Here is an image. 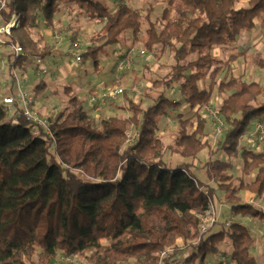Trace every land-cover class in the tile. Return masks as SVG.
Listing matches in <instances>:
<instances>
[{"label": "trees", "instance_id": "1", "mask_svg": "<svg viewBox=\"0 0 264 264\" xmlns=\"http://www.w3.org/2000/svg\"><path fill=\"white\" fill-rule=\"evenodd\" d=\"M4 1L0 25L19 15L5 39L26 54L10 64L9 72L22 69L28 57L49 56V48L38 50L33 32L40 17L51 24L61 6H72L101 25L92 41L102 44L83 53L84 59L96 64L103 47L118 44L128 32L133 41L140 40L145 27L144 47L158 57L169 52L174 64L153 82L160 91L148 106L129 101V117H108L97 127L84 101L70 94L68 107L49 119L51 137L17 110L7 116L0 89V264H50L59 254L88 264H173L182 249L191 254L187 263L202 264L219 253L222 243L229 245V264H257L251 252L255 241L244 225L233 222L202 234L199 227L218 191L226 195L232 214L264 223V211L238 196H264V152L240 146L252 121L264 118V102H258L264 86L232 76L217 82L221 64L228 67L236 57L221 63L213 53L254 30L257 20L264 23V0H248L245 7L241 0H164L155 21L152 7L143 14L123 1L113 10L101 0ZM258 65L264 70V62ZM174 86L196 118L194 129L190 119L179 121L169 149L193 160L207 147L205 121L197 110L210 103L214 90L227 93L217 111L224 124L219 146L224 158L206 161V181L188 164L169 168L161 160L158 125L179 109V102L165 94ZM44 90L40 83L35 96ZM130 127L138 138L127 146ZM232 159L240 161L241 177L228 174ZM246 176L250 183L243 181ZM165 250L171 252L161 259Z\"/></svg>", "mask_w": 264, "mask_h": 264}, {"label": "rangeland", "instance_id": "2", "mask_svg": "<svg viewBox=\"0 0 264 264\" xmlns=\"http://www.w3.org/2000/svg\"><path fill=\"white\" fill-rule=\"evenodd\" d=\"M101 1L112 10L116 7L118 2L123 1L133 8H138L143 14H145L146 8L150 6L153 8L151 13L152 21H155V19L160 17L164 8V0ZM247 1L248 0H241L239 5L245 7ZM261 18H263V16ZM38 22V27L33 32V39L35 40L39 51L44 48H49L50 50L49 56L43 59L47 68V73H41L35 66L34 58L38 56L28 57L26 60L27 70L30 71V77L32 79L29 80V82L26 81L24 84L25 78H23V70L16 67L13 71L15 72L17 79L23 83V90L32 96L34 110L41 116L48 117L49 119L55 117L68 107L67 102L70 94L79 96L80 99L86 103L90 94L89 88L107 87L110 85H117L123 89V94L120 98L109 102L97 112L93 111L92 113L90 110L88 111L89 107L87 106L89 105H84V110L88 111V115L93 117L96 127L101 120L108 117H129L130 111L128 108V102L132 101L135 104L139 103L143 107L148 106L151 103V99H153L160 91L153 87V82L161 79L174 64L169 52H165L158 57L144 47L142 41H144L145 27L141 30L142 37L140 40L133 41L130 32H128L122 35L118 44L103 47L96 55V64L91 58L84 59L83 56L81 57L80 62H76L72 55L73 45L78 43L80 45L79 53L83 54L91 47L102 44V41H92L93 38H97L101 25L90 21L85 15L79 13L76 8H72V6H61L60 11L54 15L51 24L46 23L42 17L38 19ZM260 33V39L254 46H239V35L233 45L225 48H218L213 52L221 63L228 61L230 56L236 57L234 61L228 64V67L221 64V71L216 77L217 82L223 79L227 80L232 76L246 83L255 81L261 86H264V70L258 65V62H264V23H262L261 20H257L256 27L250 32V34L256 36ZM2 38L5 39V37ZM0 48H2V51L5 53V61L8 60L10 64L13 63L14 61L12 62L11 57L9 56L10 51L7 44L1 45ZM141 51L145 53L142 55ZM157 54L159 53L157 52ZM122 60H125L124 66L122 70L117 73V64ZM8 62H6V65ZM5 75L8 76L9 83H11V75L7 70H5ZM3 81L2 76H0V89L2 95L7 91ZM40 83H45V90L40 95L35 96L34 90ZM207 85L208 81H206L202 87H206ZM80 87H83V90H79ZM174 88L176 90L174 93L171 91V88L170 91L168 90L165 94L173 101L179 102V109L176 111H169L168 114L159 121L158 125L157 135L163 145L161 160L169 168H175L180 164H188L189 170L194 176L199 180H203V178L204 180H207L203 166L206 161L210 158H224L219 150L223 138V131L217 133V123L215 118L218 117L217 111L227 93L218 94L216 90H214L210 103L197 110L196 113L198 116L205 121L204 135L202 139L206 141L207 147L204 148L193 160L192 158H183L178 154L172 153L169 149V146L174 143L179 131V121L190 119L193 125L192 129H194L196 118V116H194V110L184 104L178 87L174 86ZM258 102H264V93L258 98ZM261 119L264 120V118ZM192 129L188 128V131L190 132ZM133 133H135V129L134 127H130L126 133V140L127 134L132 135ZM258 143L260 146L258 149L259 151L255 150V144L252 145L245 140L240 142V146L251 148L256 152H264V141L259 140L257 141V144ZM231 162L233 163V167L228 171V174L232 178L241 177L240 161L232 159ZM251 180V177H243V181L246 183H250ZM217 193H220L217 198V204L212 203L210 206L216 214L217 222L209 229H211V231L220 230L223 227L225 228L226 223L231 224L233 222H240L241 224V217L243 216L235 215L237 217L235 219L234 214L230 211L226 195L219 191ZM240 193L249 192H239L238 195ZM239 198L242 203L251 204L257 209L264 211V202L261 201L263 197L257 199L253 195L252 202H250V198L247 197L239 196ZM243 218L254 219L258 224L252 233L255 243L251 252L254 257L256 256L255 259L257 258L256 262L258 264H264V261H261L259 257L260 251L264 248V228L260 224L264 223L248 216ZM253 223L254 222H252V224ZM244 225L246 227H251L250 220L244 222ZM180 246L182 247L181 244ZM218 247L219 253L209 256L202 264H219L222 259H224L225 264H229L226 257V254L229 251V245L227 243H222ZM183 252L189 251L182 249L180 253ZM180 253L176 255L173 264L181 261L182 257ZM73 258H76V261H74ZM55 259L56 264L87 263L79 257L66 258L61 254ZM126 264H131V262ZM193 264L200 263L195 261Z\"/></svg>", "mask_w": 264, "mask_h": 264}, {"label": "built area", "instance_id": "3", "mask_svg": "<svg viewBox=\"0 0 264 264\" xmlns=\"http://www.w3.org/2000/svg\"><path fill=\"white\" fill-rule=\"evenodd\" d=\"M5 9V1L0 0V13ZM1 23V18H0ZM19 23V15L12 14L10 19L3 25H0V46L7 44V47L9 48L12 62L17 60L20 57H25L26 54L22 50L21 46L17 43H9L2 37L8 36L10 34L11 29L16 28V26ZM80 45L78 43H75L73 45L72 55L74 56V59L76 62H80L82 54L79 53ZM145 52L141 51V54L143 55ZM125 60L120 61L117 64L116 72L119 73L123 66H124ZM35 66L39 69V71L43 74L47 73V68L45 66L44 60L35 57L34 58ZM6 70V66L1 67L0 74H4ZM11 77L14 79V85L16 94L14 96H9L2 98V105L4 106L5 112L7 116H11L14 111H19V113L22 115V117L35 127L40 128L43 130L49 137H51V131L49 128V118L45 116H41L39 113H37L34 110V101L30 94L26 93L23 90V83L17 79L15 72L12 71L9 72ZM171 91L174 93L176 90L175 88H172ZM123 94V89L120 86L117 85H110L107 87H99V88H93L90 90V94L88 97V105L93 109V111L97 112L100 108L104 107L106 104H108L111 101H114L118 98H120ZM216 125H217V133H221L224 128V124L222 120L219 117L215 118ZM138 138V132L135 131L132 135L127 134V140L126 145H132ZM245 140L250 144H255L257 149L260 148L259 143L257 144V141L263 140L264 141V120L262 119H255L252 121L250 127L244 132L241 141ZM217 222V217L215 212L209 208V210L206 212V219L203 224L199 227V233H205L209 228H211L215 223ZM226 226H229V224H225ZM171 252V250H165L160 254V258H166L168 254ZM222 264H225L224 259L221 261ZM219 263V264H221Z\"/></svg>", "mask_w": 264, "mask_h": 264}, {"label": "crops", "instance_id": "4", "mask_svg": "<svg viewBox=\"0 0 264 264\" xmlns=\"http://www.w3.org/2000/svg\"><path fill=\"white\" fill-rule=\"evenodd\" d=\"M250 32L251 31H243V32H241V34H240V45L239 46H243V45H245V47H250V46H254L256 43H258V40L260 39V35H261V33L259 34V35H256V36H254V35H251L250 34ZM250 51V50H249ZM248 51V52H249ZM4 52L2 51V48H0V69H1V67H3V66H5L6 65V62H8V60H6L5 61V58H4ZM7 56H8V53H7ZM9 65H10V62H8L7 63V65H6V70L9 72ZM27 62H26V64H25V66H23V68L22 69H20V70H23V75H24V77L23 78H25L24 79V84L26 83V81H28L29 82V80H32L31 79V77H30V71L29 70H27ZM8 66V67H7ZM25 69V70H24ZM25 71V72H24ZM22 75V74H21ZM22 75V76H23ZM0 76H2V78H3V83L5 84V86H6V89H7V91H5L4 92V94H3V96H2V98H5V97H9V96H14L15 94H16V90H15V85L12 83V81H11V83H9V80H8V76L7 75H5V73L4 74H0ZM27 79V80H26ZM12 80V79H11ZM30 83H31V81H30ZM44 85H45V83H43ZM39 85V84H38ZM37 85V86H38ZM90 90L91 89H93V88H89ZM79 90H83V87H80V89ZM78 98H80L79 96H77ZM84 105H88V103L86 102V103H84ZM87 107H89V106H87ZM90 110V112H92L93 113V110L91 109V107H89L88 108V111ZM116 111V110H115ZM255 150H258V149H256V147H255ZM259 151V150H258ZM263 151H264V149H263ZM201 167V166H200ZM203 180H204V178H203ZM204 181H206V180H204ZM243 194V195H242ZM240 193L238 196H240V197H247V198H250V202H252V198H253V195L251 194V193ZM220 195V193H217V197ZM261 201H263L264 202V196H263V198L261 199ZM241 202V201H240ZM214 203L215 204H217V199L214 201ZM242 203V202H241ZM234 217H235V219L237 218L235 215H234ZM241 220H242V225H244V222H247L248 220H250V222H251V227H246L245 225V227L249 230V232H250V234H251V236H252V233L254 232V229H255V227L258 225L257 224V222H256V220H254V219H248V218H243V217H241ZM252 222H254L253 224H252ZM240 223V222H239ZM261 226H263V228H264V224H260ZM213 230V229H212ZM258 238V237H257ZM179 243V245L181 244L180 242H178ZM180 255H181V257H182V259H181V261L180 262H177L176 264H193V262H198L199 263V261L198 260H195L194 259V261H191V262H189V263H187V259L190 257V253L189 252H183V253H180ZM256 257V256H255ZM260 260L261 261H264V248L260 251ZM257 259V258H256ZM73 260L74 261H76V258H73ZM50 264H56V259H54V260H52L51 261V263ZM85 264H87V263H85ZM258 264V263H257Z\"/></svg>", "mask_w": 264, "mask_h": 264}]
</instances>
